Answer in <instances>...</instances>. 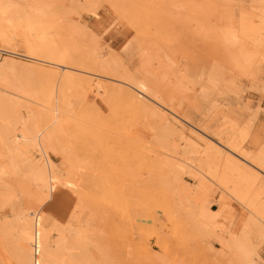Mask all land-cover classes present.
I'll list each match as a JSON object with an SVG mask.
<instances>
[{"label":"rangeland","instance_id":"374dc122","mask_svg":"<svg viewBox=\"0 0 264 264\" xmlns=\"http://www.w3.org/2000/svg\"><path fill=\"white\" fill-rule=\"evenodd\" d=\"M117 2L124 5L121 14L130 7L133 16H120L112 0H94V14L72 0H11L4 8L8 33L21 38L19 51L26 53L33 42L39 58L48 61L4 55L14 58L16 72L0 91L21 96L7 113L9 121L31 110L39 129L49 123L42 105L71 79L53 64L59 59L53 40L77 56L98 45L112 64L96 76L72 72L93 85L82 101L68 93L75 107L66 112L64 134L43 137L57 176L53 192L36 185L26 168L31 159L42 161L38 149L29 146L14 160L0 138V224L8 226L0 229V264H27L20 256L26 243L17 214L32 219L41 211L52 220L45 226L54 229L57 264L72 262L79 248L85 258L80 264H251L231 244V230L259 253L252 259L264 264V0ZM64 60L74 64L70 57ZM126 75L150 89L143 99L157 114L129 101L127 94L136 90L123 83L134 85ZM226 139L249 152L252 165L226 152ZM223 152L244 165L245 173L234 170ZM206 162L205 171L199 169ZM179 184L186 187L183 207ZM236 186L262 208L261 216L231 195ZM205 207L214 211L212 227L192 219L193 210Z\"/></svg>","mask_w":264,"mask_h":264},{"label":"bare ground","instance_id":"6f19581e","mask_svg":"<svg viewBox=\"0 0 264 264\" xmlns=\"http://www.w3.org/2000/svg\"><path fill=\"white\" fill-rule=\"evenodd\" d=\"M9 1L11 2V0H0V41L3 40L4 44L8 45V46L6 45L8 48H2L1 44H0V50L6 51L9 54V56L20 57V58H23V59L28 60V61L48 62L46 60H43V59L39 58V56L37 54V52H38L37 45H35V43H33V42H30V43H28L26 45V47H27V50H26L27 52L26 53H22V52L19 51V48H18L19 46L18 45L21 44V38H19L18 35H14V34L8 33L7 29H8L9 26L6 23L4 15H3L4 8H5V6L7 5V3ZM57 1H64V0H57ZM72 1L77 6L82 7L83 10H87V11L89 10L88 12H92V7H93L92 3L94 2V0H72ZM205 3L208 6L207 1ZM208 3H210V2L208 1ZM214 3H215V1L213 2V4ZM213 4H211V5L213 6ZM206 5L205 6L202 5V6L205 7V9H206ZM112 6H113V8L116 10V12L120 16L123 15L124 17L126 16V15H124V14H126L125 12H127L128 9L130 8V7L128 8V6H125V7L128 8L127 11H125L124 14H121L122 9L124 8V5L123 6H119V3L117 2V0H112ZM200 8H201V6H200ZM214 8H216V6H214ZM201 10H202V8H201ZM128 12H127V14L129 16H126V18L130 17V15L133 16L132 13H134V12H132L131 14H129ZM202 12L205 13L203 10H202ZM202 12H200V13H202ZM92 14H94V13L92 12ZM219 15H221V14L218 13L217 16L219 17ZM215 16L216 15H214V17ZM188 17H190V16H188ZM133 18L135 19L137 17H132L131 19L133 20ZM225 18H226V20L229 19L228 17H225ZM224 20L225 19H222L220 21L223 22ZM129 22H130V20H129ZM140 22H141V19H140ZM224 22H226V21H224ZM230 22H227V23L230 24ZM246 24H247V22H246ZM212 25H214V24H212ZM225 26L227 27L228 25H225ZM225 26H224V29H226L227 32H230V29H229L230 27L228 26L229 28H225ZM242 26L244 27L243 30L246 27L247 28L250 27L249 24H247V26L246 25H242ZM246 29H245V31H246ZM202 30L204 31L205 29H202ZM206 30H208V29H206ZM206 30H205V32H207ZM167 32L168 31L166 30L165 34ZM168 33H169L168 34L169 36L174 37V36L170 35V32H168ZM202 34L204 35L205 33H202ZM215 34H214V38L216 37ZM168 35H167V37H168ZM210 35H208V36H210ZM229 36L231 37V35H229ZM235 36L236 35H234V36L232 35L233 39L235 38ZM225 37L222 39L223 42H225L228 39V35L225 36ZM164 39H166L165 36H164ZM212 39H213V37H212ZM169 40H167V41L169 42ZM170 42H172V41H170ZM217 42H218V40H217ZM210 43L213 44L212 42H210ZM84 44H86V43H84ZM92 44H94V42ZM92 44H91V46H93ZM16 46H18V47H16ZM97 46L95 45L94 49H92V47H89V48H91V50H86L85 55L77 56V52H73L72 50L70 51L67 48L62 47V46L59 47L58 44H57V39H55V41L53 40V49L55 50V53H57L58 56H59L58 61L56 63H53V64L58 66V67H60L63 70L64 74L71 76V79L68 80L67 86H65L64 90L62 92H60V95H59V93L58 94L55 93L54 96L49 99V102H50L49 105H45V104L42 105V108H43L42 111H41L42 116H43V118L45 120L49 121V123L46 124V126L44 127L45 128L44 130H41V129L38 128V125L36 124V119H35L34 115L31 113L32 112L31 110H28L27 117L24 116V115L18 114V118L15 121H9L8 118L6 117L7 113L9 111L13 110V108L17 107V105L20 103L19 98L21 96H19L18 94H15L13 92H9V91H4V92L0 91V138L4 141V144L8 148V151L10 153L11 158L14 159V160L17 159L18 157H20V155L27 153L29 146H34V147H36L38 149L39 153L41 154L42 161H36L35 159H31L30 162H28V165H26V168H27V170H29V171H31L33 173V181L36 183V185L42 184L44 187L49 189L50 192L51 191L53 192L55 190V188H56V184H57V178L56 177L57 176L55 175L54 163L52 162L50 155L48 154V152L46 151V149L44 147L43 137L45 135L48 139L49 138L55 139V138L60 137L67 130V128H68L67 127L68 126L67 122L68 121L64 119L65 115L67 114L66 112H70L71 109H72L71 111H73V108L75 107L74 104H73L74 107L71 108V104L70 103H73V102H69V100L72 99L69 96V94H68V93L71 92V90H72V92H71L72 94L73 93L74 94L78 93V95H79V96H77V98H78L77 100L78 101H82L81 99H84V98L86 99V96L92 90V88H90V87H92L93 82L91 80L87 79V78H85L86 79L85 80L83 77L74 76L73 75V73H74L73 71L81 72L82 74H84V73L88 74L89 73V74H93V75L96 76V75H99V74H96V71H99L100 69H102V70L106 69L107 67L111 68L110 66H111L112 63L109 61V59H107V57L105 55H103L102 52H100L98 50ZM95 47H97V48H95ZM212 48L210 50H212ZM9 56H2V57L0 56V88L1 89H4L5 88L4 86L7 84V82L12 80L15 77V72H16L15 69H14V64H15L14 62L15 61H14V58L9 57ZM68 57H70L72 62H74L73 65L65 63L64 59H66ZM77 58L82 59V62H81L82 64L78 61L79 59H77ZM86 74H84V75H86ZM82 78L85 81L82 80ZM126 79H128V82L129 81L133 82V84L136 87L134 85H132L131 83L130 84L127 83V82H123V83H125V84L129 85L130 87L134 88V90H136V93L139 95V96H137V94L135 93L136 94L135 95L133 92L132 93H128L127 94L128 98H130L129 101H132L134 104H136L137 106H140L144 110H147V111L148 110H152L153 112L155 111L154 113L157 114V111H160V110L153 109L150 105H148L144 101V99L146 98L145 96H148L147 93H149L150 89H148L146 87V85L143 84V83L139 84V82H138V84H135L134 81H133L134 79L132 80V78H129V77L127 78V75H126ZM135 82H137V81H135ZM95 86L98 89H100L102 87L100 82H97L95 84ZM120 87H118V88H120ZM73 89H75V90H73ZM121 90L123 91L122 88H121ZM121 90H119V91H121ZM125 90H127V89L124 88V91ZM130 90H132V89H130ZM73 91H75V92H73ZM122 91H121V93H122ZM126 92H123V93L125 94ZM106 93H107V90H106ZM113 93H112V95H113ZM116 93L120 94L119 92H116ZM69 97L71 99H69ZM153 104H154V102H153ZM134 107H136V106H134ZM139 111L141 112L140 109H139ZM86 113H87V111H86ZM81 115H83L82 112H81ZM90 116L92 118V115H90ZM93 116H94V114H93ZM162 116H163V114H162ZM81 117H83V116H81ZM88 117H89V115H88ZM82 119H84V117ZM95 119H97V118H95ZM101 121H103V120H101ZM94 122H96V121H94ZM66 123H67V125H66ZM99 123H101V122H99ZM103 123H104V121H103ZM167 123H169V122H166V124ZM152 125H151V127H153ZM171 126H173V125H171ZM154 127H156V126L154 125ZM148 128L150 129L149 131H152V128H150V127H148ZM159 129H161V127ZM160 131H162V130H160ZM163 132H164V130H163ZM80 133L82 134V132H80ZM155 134H156V132H155ZM158 135H157V137H159ZM168 135L166 136V138L168 137ZM154 136H156V135H154ZM82 137H83V135H82ZM160 139H162V138H160ZM229 140L230 139H228V140L226 139V141L224 142L226 144L225 146H223L221 144L222 147L224 149H226V152L229 151L231 154H233L235 157H237V159H239L242 163L247 164V165H252V162H254L253 161V159H254L253 156L249 152H246V151L244 152L241 149H239V150L236 149L235 146H234L235 147L234 148L233 145L231 143H229ZM214 152H216V151H214ZM221 152L222 151H220V153ZM223 154H224V152H223ZM223 154H221V155L219 154V155L223 156ZM22 156H24V155H22ZM224 156L226 157L225 160L227 162L231 163L230 166L234 165L233 169L236 168L238 170H240V169H244L245 170L246 167H244V165H242L240 162H238V160L237 161L234 160L230 155H226V153L224 154ZM225 157H223V158H225ZM227 165H228V163H227ZM207 166H209V162H206L204 165H200L199 169H202V170L205 171V167H207ZM195 168H196V166H195ZM244 170H240V171H244ZM202 173H203V171L201 172L200 176L202 175ZM241 173H243V172H241ZM244 173H245V171H244ZM223 182H224V180H223ZM202 185H203V183H202ZM177 187H179L178 189L181 192V196L179 197V200L177 199V201H179L178 202L179 206L183 207L184 203H185L184 202L185 201V196H183V195H185L186 187L184 185H182V184H179ZM240 189H239L238 186H236L231 191V195H233L238 200L243 201L242 204L244 203V205H245V203L247 202L246 204L248 205L250 203V202H248L249 196H248V198H246V196L242 193L243 189L241 190V192H240ZM241 201H239V202H241ZM249 201H250V199H249ZM225 204L228 205V201L226 199H225ZM247 205H246V207H247ZM249 205H251V207H252V209H251L250 206H249L250 208L248 207L249 210L250 209L253 210L252 214H254V211L257 212V214H255V215H258V212H262L263 213L262 208L258 207L254 202L253 203L251 202ZM243 207L246 208L245 206H243ZM240 214H242L241 216H244V213L242 211L240 212ZM192 216H193V218L190 217V216L189 217L192 218L197 225L205 226V227H212L213 223H214V220L216 218L215 214H214V211L212 209H209V208L207 209L206 207L203 210H201L200 212H197V211L193 210ZM259 216H261V214H259L256 217L258 218ZM16 219H17L16 220L17 221L16 225L21 230L20 236L26 243L25 249H23L22 250V254H20V256L22 255L21 260H23V262H25L27 264H57L58 263V259L55 258V256L52 253V250H51L52 248H54V244L56 242L55 240L52 241V231H54V229L52 228L51 230L47 231V227L45 226V225H47L48 223H50L52 221L51 217L48 214L44 215V213H42V211H41L40 213H37L32 219L28 218V216H26V215H24L22 213L17 214V218ZM260 219H261V217H260ZM262 220H264V219H262ZM259 221H261V220H259ZM256 224L258 226V223L255 221L254 226ZM257 226H256V228H257ZM1 228L6 230V229H8V226L4 222L3 224L2 223L0 224V229ZM230 233H232V235H233L231 244L239 250V253H241L243 255L242 258L245 259L246 261L249 260V262L251 264H257V261H255V259L253 260L252 257L253 256L259 257L260 256L259 253L257 251H254V250L250 249L249 246L246 245L245 241L241 237H239L237 235V233H235V230H231ZM6 238H8V236ZM69 245H70V243L66 242V246H69ZM83 254H84L83 250L79 248L78 252L75 253V255H74V260L72 262H70L69 264H74V263L80 264L85 259Z\"/></svg>","mask_w":264,"mask_h":264},{"label":"crops","instance_id":"0c3cea01","mask_svg":"<svg viewBox=\"0 0 264 264\" xmlns=\"http://www.w3.org/2000/svg\"><path fill=\"white\" fill-rule=\"evenodd\" d=\"M57 206L55 203H54V207ZM63 215L64 216H68V214H66V211L64 210L63 211ZM216 249H220V247H218L217 245H215Z\"/></svg>","mask_w":264,"mask_h":264},{"label":"built area","instance_id":"2783aa9c","mask_svg":"<svg viewBox=\"0 0 264 264\" xmlns=\"http://www.w3.org/2000/svg\"><path fill=\"white\" fill-rule=\"evenodd\" d=\"M6 54H7L6 51H2V50H0V56H1V57L4 56V55H6Z\"/></svg>","mask_w":264,"mask_h":264}]
</instances>
